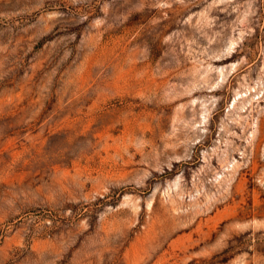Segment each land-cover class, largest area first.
<instances>
[{
  "label": "rangeland",
  "instance_id": "obj_1",
  "mask_svg": "<svg viewBox=\"0 0 264 264\" xmlns=\"http://www.w3.org/2000/svg\"><path fill=\"white\" fill-rule=\"evenodd\" d=\"M0 264H264V0H0Z\"/></svg>",
  "mask_w": 264,
  "mask_h": 264
}]
</instances>
